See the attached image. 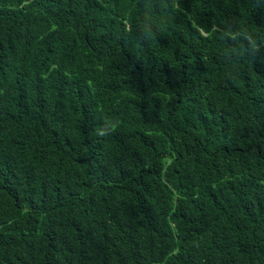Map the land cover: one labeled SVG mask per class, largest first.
Returning a JSON list of instances; mask_svg holds the SVG:
<instances>
[{
    "label": "trees",
    "instance_id": "1",
    "mask_svg": "<svg viewBox=\"0 0 264 264\" xmlns=\"http://www.w3.org/2000/svg\"><path fill=\"white\" fill-rule=\"evenodd\" d=\"M0 264H264V0H0Z\"/></svg>",
    "mask_w": 264,
    "mask_h": 264
}]
</instances>
